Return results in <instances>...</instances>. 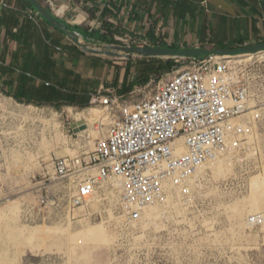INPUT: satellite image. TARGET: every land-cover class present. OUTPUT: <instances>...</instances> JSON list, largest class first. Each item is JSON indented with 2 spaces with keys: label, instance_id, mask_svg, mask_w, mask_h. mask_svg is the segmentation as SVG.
Returning a JSON list of instances; mask_svg holds the SVG:
<instances>
[{
  "label": "rangeland",
  "instance_id": "1",
  "mask_svg": "<svg viewBox=\"0 0 264 264\" xmlns=\"http://www.w3.org/2000/svg\"><path fill=\"white\" fill-rule=\"evenodd\" d=\"M227 60L247 70L264 52ZM251 84L263 121L246 163L213 162L136 223L124 220L114 181L72 208L71 186L54 176L56 158L88 161L104 146L72 124L98 121L105 140L120 113L103 122L101 107L20 104L0 91V264H264V93L259 79Z\"/></svg>",
  "mask_w": 264,
  "mask_h": 264
},
{
  "label": "built area",
  "instance_id": "2",
  "mask_svg": "<svg viewBox=\"0 0 264 264\" xmlns=\"http://www.w3.org/2000/svg\"><path fill=\"white\" fill-rule=\"evenodd\" d=\"M45 1L54 7L53 0ZM136 43L129 39L127 46ZM180 61L185 68H173L155 90L152 80L139 87L129 104L114 90L92 99L91 106L105 112L103 122L117 113L120 118L110 123L104 146L88 161L79 156L54 160L55 178L71 186L72 208L119 180L121 213L136 223L168 190L184 188L208 164L221 159L246 163L263 121L251 83L259 79L264 93V63L237 70L215 56Z\"/></svg>",
  "mask_w": 264,
  "mask_h": 264
},
{
  "label": "crops",
  "instance_id": "3",
  "mask_svg": "<svg viewBox=\"0 0 264 264\" xmlns=\"http://www.w3.org/2000/svg\"><path fill=\"white\" fill-rule=\"evenodd\" d=\"M39 1L74 29L115 33L124 46L129 39L134 46L209 50L264 43L263 0H53L54 7ZM0 2L8 4L0 5V91L6 97L77 110L114 90L131 103L152 59L88 54L27 0ZM82 35L88 45L101 46Z\"/></svg>",
  "mask_w": 264,
  "mask_h": 264
},
{
  "label": "water",
  "instance_id": "4",
  "mask_svg": "<svg viewBox=\"0 0 264 264\" xmlns=\"http://www.w3.org/2000/svg\"><path fill=\"white\" fill-rule=\"evenodd\" d=\"M37 13L46 20L50 25L65 32L68 37L82 49V51L91 54L106 56L118 59H130L132 57H142L147 59L161 60H178V59H206L211 56L220 58H232L244 55H257L264 52V43L254 46H246L237 49H216L209 50L205 48H170V47H153V46H124L100 43L101 46L88 45L79 37L83 35L76 31L73 27L58 19L51 11H49L39 0H27ZM264 2V0H263ZM88 40H90L88 38ZM86 127L83 121L76 122L71 125L73 133L84 130Z\"/></svg>",
  "mask_w": 264,
  "mask_h": 264
},
{
  "label": "trees",
  "instance_id": "5",
  "mask_svg": "<svg viewBox=\"0 0 264 264\" xmlns=\"http://www.w3.org/2000/svg\"><path fill=\"white\" fill-rule=\"evenodd\" d=\"M76 31H78L81 34H84L87 38H94L96 41L104 44H111V45H119L120 42L115 40V33H112L111 31L108 32V34L112 33L113 36H107L106 34L100 35V33L92 32V31H85L81 28H75ZM83 38L82 36H80ZM152 64H149L146 66V70L144 71L145 79L142 82V86L148 84L151 81V76H157L161 77L164 73L171 72L173 68L177 67L176 60H167L163 61L160 59H152Z\"/></svg>",
  "mask_w": 264,
  "mask_h": 264
},
{
  "label": "bare ground",
  "instance_id": "6",
  "mask_svg": "<svg viewBox=\"0 0 264 264\" xmlns=\"http://www.w3.org/2000/svg\"><path fill=\"white\" fill-rule=\"evenodd\" d=\"M79 38H81V37H79ZM248 56H251V55H248ZM226 59H233V57L232 58H226ZM85 125H86V127L84 130H87L88 132H90L91 137H93L94 139L99 138V139L103 140L102 143H104L105 140H104L103 132L101 130V126H102L101 123H98V121H95V120H91L90 122L86 121ZM97 125L99 126L98 128H97ZM84 130H82V131H84ZM212 163H210V164H212ZM210 164H208V165H210ZM114 182H115V186L117 188V191L119 192L120 188H121L120 182H119V180H114ZM92 197L93 196L89 197L87 199V201L89 199H91ZM83 205H84V203H83ZM14 234L15 235H12V238L15 240H18L19 236L16 233H14Z\"/></svg>",
  "mask_w": 264,
  "mask_h": 264
}]
</instances>
